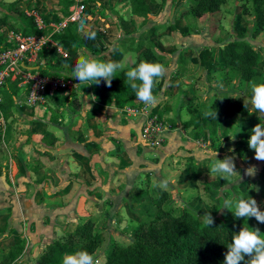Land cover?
Segmentation results:
<instances>
[{
  "label": "crops",
  "instance_id": "1",
  "mask_svg": "<svg viewBox=\"0 0 264 264\" xmlns=\"http://www.w3.org/2000/svg\"><path fill=\"white\" fill-rule=\"evenodd\" d=\"M14 1L0 0V16ZM22 2L26 11L37 6L45 15H58L53 8L59 0ZM194 2L147 0V18L135 15L131 3L128 17L123 6L115 3L118 12L110 11L116 24L88 15L82 27L84 34L100 23L104 35L97 51L83 49L81 54L87 50L105 62H123L126 68L133 67L149 46L165 55L160 63L166 75L158 79L156 103L144 104L146 111L131 105H98L92 88L84 85L76 92L75 103L69 98L65 103L50 100L30 107L25 93H19L14 116L6 121L2 115L0 258L24 240V251L13 264H36L48 245L92 220L99 237L95 254L110 249L108 259L116 244L131 243L135 229L154 217V201L162 191L151 187L154 179L170 181L166 192L177 211L192 208L209 214L211 198L205 185L218 175H210L208 167L228 155H234L238 167L220 196L233 200L253 187L258 206L264 209L260 184L264 161L256 160L255 150L248 145L251 129L264 122V113L251 102L252 84L264 82V28H256L254 17L244 11L249 0H227L219 11L200 17L190 10ZM15 23L16 29L22 27ZM3 30L8 35L13 31L0 24ZM239 40L260 54L257 77L251 83L228 77L220 58L226 45ZM223 96L241 102L234 117L200 114L202 104ZM150 112H159L167 127L165 143L157 149L142 138ZM47 132L56 137L54 145ZM237 147L242 155L229 151ZM252 165L256 174L245 175Z\"/></svg>",
  "mask_w": 264,
  "mask_h": 264
},
{
  "label": "trees",
  "instance_id": "2",
  "mask_svg": "<svg viewBox=\"0 0 264 264\" xmlns=\"http://www.w3.org/2000/svg\"><path fill=\"white\" fill-rule=\"evenodd\" d=\"M226 1L195 0L190 10L195 16L200 17L219 11L222 4ZM72 3L73 0H59L62 9L59 13H56L60 19L69 14V8ZM83 3L86 7V14L91 15V0H84ZM131 4L135 15L147 18L150 13V6L147 0H131ZM245 7L244 11L254 17L255 27L264 28V0H249V5ZM87 20L88 17H86ZM15 22H20L22 25L20 31L24 32V34H32L37 31L34 19L26 14L22 0L10 3L7 12L0 16V24H5L9 30L18 31L15 28ZM155 31L156 28H152L150 33ZM89 32L91 31L82 34L81 24L79 22H70L61 34V44L67 49L68 57L63 58L56 53L53 46H50L39 53L35 66L44 75L68 76L72 74V68L78 56L81 55V51L83 49L97 51L98 40L104 35L94 30L96 35L94 39H91L88 35ZM165 58V55L157 53L154 48L149 46L133 67L144 60L160 63ZM220 58L225 60L226 67L230 69L233 78H242L246 83H251L256 79L257 71L255 66L260 61V54L250 43L243 40L230 42L221 50ZM128 68L123 71L118 70L115 73L116 76L113 77L110 87L107 86L103 78L100 79L99 83L93 82L86 85V88H92V93L98 105L115 103L119 108L127 105L136 106L137 109L143 108L144 103H135L139 99L136 98L125 76ZM179 70L181 71V67ZM19 93L18 82H10L7 90L3 93L1 110L6 121H9L14 116L13 108L17 104ZM74 93L76 92L69 95L61 94L54 100L65 103L72 95L70 103H75L77 97ZM158 94L159 89L156 83L153 95L157 97ZM240 104L239 100L224 97L210 104H202L199 112L204 117H208L205 112L211 111L224 118H232L237 114ZM6 131L8 132V130ZM45 136L52 138L51 145L56 143V137L52 133L47 132ZM235 151L240 155L243 153L239 147ZM260 175L264 179V166ZM229 182V177L221 179L218 176L205 185L206 192L209 193L210 198L214 201V203L210 204V215L213 217L211 225L206 223L208 214L204 215L192 208H185L181 212L177 211L169 203L170 194L162 190L160 196L154 201L157 208L156 215L152 219L144 221L135 229L131 243L116 244L104 264H224L225 254L231 244L233 235L244 224L245 226L257 227L249 222V218H236L227 209L220 214V207L223 206L224 202L220 196V189ZM241 196L245 199L251 196L257 201V192L253 187L242 192ZM259 229L264 235V225ZM24 246V240L20 244L10 246L8 252L0 258V264L15 263L22 255ZM98 246L99 237L95 232V223L92 220H88L76 226L73 231L64 237L48 245L38 256L36 264H63L64 258L68 254L83 250L93 255ZM248 259L249 257L245 256V264H248ZM240 264H244V261L240 262Z\"/></svg>",
  "mask_w": 264,
  "mask_h": 264
},
{
  "label": "clouds",
  "instance_id": "3",
  "mask_svg": "<svg viewBox=\"0 0 264 264\" xmlns=\"http://www.w3.org/2000/svg\"><path fill=\"white\" fill-rule=\"evenodd\" d=\"M81 27H84L81 21ZM89 38L94 39L96 33L89 32ZM75 46V45H74ZM127 65L123 62H116L109 60L107 62L91 53L84 50V54L78 56V59L72 68L70 77L78 80L79 83L89 85L93 82L99 83L100 79L106 82L107 86H111L115 73L120 70L123 71ZM166 75V69L163 64L159 62L141 61L137 66L128 68L125 76L129 82V86L134 91L136 98L145 105L151 106L156 103V97L153 95V89L159 78ZM90 82V83H89ZM138 82V83H137ZM251 102L253 108L259 112L264 113V82L253 83ZM205 115L212 118L217 113L211 111L205 112ZM238 130L237 132H239ZM236 132V133H237ZM235 136V135H234ZM233 136V138H234ZM250 149L255 150V159L264 161V122L256 124L251 129V135L248 139ZM230 152L234 153L235 149L230 148ZM217 157V152L212 153ZM210 175L216 174L221 179H226L232 176L236 171L234 155L225 156L223 159H216L208 167ZM256 166L252 165L245 169L244 174L247 176H254L256 174ZM174 183V181H172ZM170 181L167 179H160L152 181L151 187L167 191ZM221 209L231 211L236 218L254 217L259 223H264V211L260 209L256 199L250 196L245 199L240 196L233 200L225 199ZM234 209V210H233ZM208 225L213 223V217L208 214L206 220ZM245 256H248V264H264V235L258 227L242 226L238 232L232 237L228 251L225 254L224 264H240L244 261ZM63 264H94V258L87 251H77L73 254H68L63 261Z\"/></svg>",
  "mask_w": 264,
  "mask_h": 264
},
{
  "label": "built area",
  "instance_id": "4",
  "mask_svg": "<svg viewBox=\"0 0 264 264\" xmlns=\"http://www.w3.org/2000/svg\"><path fill=\"white\" fill-rule=\"evenodd\" d=\"M85 9L83 0H73L69 14L61 19L56 14L45 15L36 9L26 11V14L34 19L36 33L24 34L20 29L13 30L7 43L0 46V118L3 115V93L10 82H18L20 94L25 93L26 104L30 107L46 104L61 94L69 95L78 91L80 83L70 77L71 74L44 75L35 68V63L39 53L50 46L63 58L68 57L67 49L61 44V34L70 22L85 23L88 17ZM143 111H146V107ZM166 129V123L158 113L150 112L144 124L142 138L152 148H159L165 143Z\"/></svg>",
  "mask_w": 264,
  "mask_h": 264
},
{
  "label": "rangeland",
  "instance_id": "5",
  "mask_svg": "<svg viewBox=\"0 0 264 264\" xmlns=\"http://www.w3.org/2000/svg\"><path fill=\"white\" fill-rule=\"evenodd\" d=\"M115 3H118L119 5H122L123 6L122 9L125 10V12H127L128 17H130V15H131L130 9H129V11H126V10L130 6L131 0H91V4H90L91 5V9H92L91 15L93 14L95 17H98V16L104 17L109 22H113V24H116V21H115L116 19H115V16H114L113 12H112V11L118 12L117 9H115V6H114ZM248 5H249V3L246 2L245 3V6H248ZM190 6H192V4H190ZM31 7H33V6H31ZM35 9L38 10V7L36 6ZM53 9H54V11H56V12L59 13L60 10L62 9V6L59 4V5H57V8H53ZM110 10H112V11H110ZM39 11L41 12V10H39ZM42 12H44V11H42ZM93 28H95L96 29L95 31H97L98 33L99 32H101V33L104 32V29H102V26L100 25V23H97V26H94ZM5 30H3V31L0 32V46L5 45L7 43V41H8V36L9 35L8 34H5V32H6ZM222 61L224 63V67L229 71L227 76L228 77H233L231 75V73H230V69L228 67H226L225 60L222 59ZM82 86H84V84H81L80 85V89L82 88ZM76 92H78V91H76ZM74 94H76V93H74ZM71 97H73V96L71 95ZM224 97H229V96H223L222 98H224ZM217 99H219V98H217ZM156 113H158V115L160 116L159 112H156ZM160 118H161V116H160ZM205 118H210V117H205ZM260 184H261V187L263 188L264 182L262 181V183H261V181H260ZM210 203H214V201H212V199H211ZM260 209L262 211H264V209H262V208H260ZM200 213H202V212H200ZM202 214L207 215L205 213H202ZM155 215H156V213L154 214V216ZM249 222L251 224H255L259 228H262L263 225H264V223H259L254 217H249ZM109 253H110V249H108V251L105 250L101 255H98V252L96 254L94 253L92 255L93 258H94V264H104L107 261V257L109 255Z\"/></svg>",
  "mask_w": 264,
  "mask_h": 264
},
{
  "label": "water",
  "instance_id": "6",
  "mask_svg": "<svg viewBox=\"0 0 264 264\" xmlns=\"http://www.w3.org/2000/svg\"><path fill=\"white\" fill-rule=\"evenodd\" d=\"M36 69L38 68V67H35Z\"/></svg>",
  "mask_w": 264,
  "mask_h": 264
}]
</instances>
